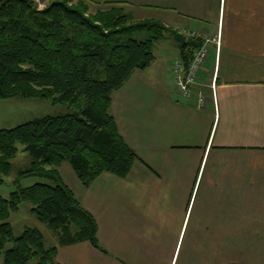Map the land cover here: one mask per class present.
I'll list each match as a JSON object with an SVG mask.
<instances>
[{
  "label": "crops",
  "instance_id": "0c3cea01",
  "mask_svg": "<svg viewBox=\"0 0 264 264\" xmlns=\"http://www.w3.org/2000/svg\"><path fill=\"white\" fill-rule=\"evenodd\" d=\"M74 1L119 4L170 32L151 66L112 95L119 132L140 159L130 175L106 172L85 188L69 163L59 168L96 220L101 249L56 243L57 261L264 264V0ZM192 32L219 44L208 45L186 98L175 64L187 65L186 44L190 56L200 46Z\"/></svg>",
  "mask_w": 264,
  "mask_h": 264
},
{
  "label": "trees",
  "instance_id": "16d2710c",
  "mask_svg": "<svg viewBox=\"0 0 264 264\" xmlns=\"http://www.w3.org/2000/svg\"><path fill=\"white\" fill-rule=\"evenodd\" d=\"M72 2L57 0L39 10L34 0H0V100L47 99L71 111L0 130V187L11 175L19 145L32 163L17 181H47L0 196V264H61L58 245L84 241L101 249L96 220L59 168L69 163L87 188L106 172L127 178L140 160L119 132L112 95L151 66L154 44L170 30L154 19L135 21L119 4L89 16L88 2ZM187 47L182 55L188 65ZM23 203L32 205L58 245L48 248L36 228L14 235L10 218Z\"/></svg>",
  "mask_w": 264,
  "mask_h": 264
},
{
  "label": "rangeland",
  "instance_id": "374dc122",
  "mask_svg": "<svg viewBox=\"0 0 264 264\" xmlns=\"http://www.w3.org/2000/svg\"><path fill=\"white\" fill-rule=\"evenodd\" d=\"M54 1L34 0L39 10L46 8ZM80 2L82 1L75 2L73 0L71 4L76 6ZM89 6V12L87 13L89 16H93L99 10L106 8L104 6H94L93 4H89ZM124 11L126 14L134 17L135 21L145 20L144 17L140 16L142 14L136 13V10L132 12L131 9L125 8ZM163 48H165V45ZM68 113H71V111L67 107L54 105L47 99H27L22 97L3 99L0 100V130L14 128L46 116H60ZM18 148L19 152L15 159L12 160L11 175L5 179V184L0 187V196L3 198H9L18 189L31 187L38 183H47L46 180L41 178H26L17 181L19 172L28 169L32 163V158L28 152L24 151V146L19 145ZM31 209L32 205L30 203H23L20 205L19 211L11 215L10 223L12 224L14 235L16 237L20 236L27 227L36 228L44 234L46 246L48 248L53 247L56 243L54 233L39 222L37 217L31 212ZM8 247H11V245L9 244Z\"/></svg>",
  "mask_w": 264,
  "mask_h": 264
},
{
  "label": "built area",
  "instance_id": "2783aa9c",
  "mask_svg": "<svg viewBox=\"0 0 264 264\" xmlns=\"http://www.w3.org/2000/svg\"><path fill=\"white\" fill-rule=\"evenodd\" d=\"M190 36L192 39L199 40L201 42L200 46L193 53L188 65H185L182 62H177L175 64L176 83L186 98L192 96V88L197 85L199 74L209 57L210 51L208 45L214 42L219 44L218 39L211 38L204 34L192 32ZM198 105L200 108H203L205 105V99L202 95L199 97Z\"/></svg>",
  "mask_w": 264,
  "mask_h": 264
},
{
  "label": "water",
  "instance_id": "95a60500",
  "mask_svg": "<svg viewBox=\"0 0 264 264\" xmlns=\"http://www.w3.org/2000/svg\"><path fill=\"white\" fill-rule=\"evenodd\" d=\"M174 38L178 43L181 44L182 47L186 44V41L181 34H176Z\"/></svg>",
  "mask_w": 264,
  "mask_h": 264
}]
</instances>
